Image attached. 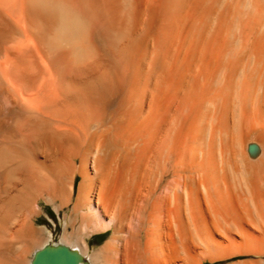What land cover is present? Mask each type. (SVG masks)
<instances>
[{"label": "bare ground", "instance_id": "1", "mask_svg": "<svg viewBox=\"0 0 264 264\" xmlns=\"http://www.w3.org/2000/svg\"><path fill=\"white\" fill-rule=\"evenodd\" d=\"M58 248L264 264V0H0V264Z\"/></svg>", "mask_w": 264, "mask_h": 264}, {"label": "rangeland", "instance_id": "2", "mask_svg": "<svg viewBox=\"0 0 264 264\" xmlns=\"http://www.w3.org/2000/svg\"><path fill=\"white\" fill-rule=\"evenodd\" d=\"M41 215H40V228L45 231V235L48 237H54L55 241H59L65 232L67 231L66 224L68 223L69 217L72 213V209L65 208L60 212L57 211L56 206L41 200L39 202ZM67 222H66V221ZM111 232H105L92 238L90 246L92 251L98 250L108 241Z\"/></svg>", "mask_w": 264, "mask_h": 264}, {"label": "water", "instance_id": "3", "mask_svg": "<svg viewBox=\"0 0 264 264\" xmlns=\"http://www.w3.org/2000/svg\"><path fill=\"white\" fill-rule=\"evenodd\" d=\"M33 264H78V257L65 248L45 249L36 255Z\"/></svg>", "mask_w": 264, "mask_h": 264}]
</instances>
